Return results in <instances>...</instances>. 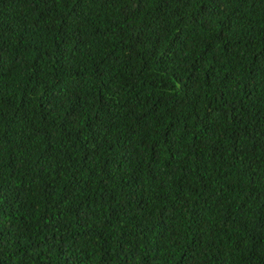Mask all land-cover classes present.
<instances>
[{"label":"trees","instance_id":"trees-1","mask_svg":"<svg viewBox=\"0 0 264 264\" xmlns=\"http://www.w3.org/2000/svg\"><path fill=\"white\" fill-rule=\"evenodd\" d=\"M0 264H264V0H0Z\"/></svg>","mask_w":264,"mask_h":264}]
</instances>
